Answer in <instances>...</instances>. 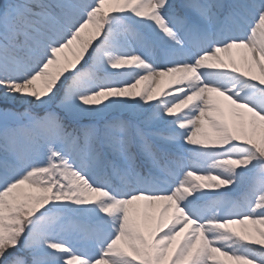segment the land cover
<instances>
[{
	"label": "snow or ice",
	"instance_id": "snow-or-ice-1",
	"mask_svg": "<svg viewBox=\"0 0 264 264\" xmlns=\"http://www.w3.org/2000/svg\"><path fill=\"white\" fill-rule=\"evenodd\" d=\"M0 264H264V0H0Z\"/></svg>",
	"mask_w": 264,
	"mask_h": 264
},
{
	"label": "rangeland",
	"instance_id": "rangeland-1",
	"mask_svg": "<svg viewBox=\"0 0 264 264\" xmlns=\"http://www.w3.org/2000/svg\"><path fill=\"white\" fill-rule=\"evenodd\" d=\"M176 2H179V0H177ZM141 87H143V85H141Z\"/></svg>",
	"mask_w": 264,
	"mask_h": 264
},
{
	"label": "trees",
	"instance_id": "trees-1",
	"mask_svg": "<svg viewBox=\"0 0 264 264\" xmlns=\"http://www.w3.org/2000/svg\"><path fill=\"white\" fill-rule=\"evenodd\" d=\"M177 1V0H176Z\"/></svg>",
	"mask_w": 264,
	"mask_h": 264
}]
</instances>
